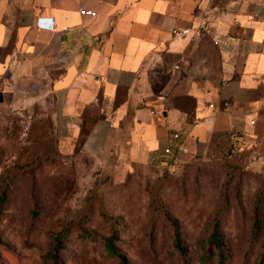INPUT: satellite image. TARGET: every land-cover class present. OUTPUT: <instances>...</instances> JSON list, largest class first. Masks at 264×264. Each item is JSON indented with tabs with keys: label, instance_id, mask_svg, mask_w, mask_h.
<instances>
[{
	"label": "crops",
	"instance_id": "obj_1",
	"mask_svg": "<svg viewBox=\"0 0 264 264\" xmlns=\"http://www.w3.org/2000/svg\"><path fill=\"white\" fill-rule=\"evenodd\" d=\"M41 94L95 158L264 153V0H0V113Z\"/></svg>",
	"mask_w": 264,
	"mask_h": 264
},
{
	"label": "rangeland",
	"instance_id": "obj_2",
	"mask_svg": "<svg viewBox=\"0 0 264 264\" xmlns=\"http://www.w3.org/2000/svg\"><path fill=\"white\" fill-rule=\"evenodd\" d=\"M79 140L46 94L0 113V264H264V170L243 142L120 164Z\"/></svg>",
	"mask_w": 264,
	"mask_h": 264
},
{
	"label": "built area",
	"instance_id": "obj_3",
	"mask_svg": "<svg viewBox=\"0 0 264 264\" xmlns=\"http://www.w3.org/2000/svg\"><path fill=\"white\" fill-rule=\"evenodd\" d=\"M89 12V11H86ZM38 24L39 25H43V26H49V22H45L42 21L40 18H38ZM188 32V28H181V29H171V34L174 36H178V35H183L185 33ZM195 33H197V30L195 31ZM173 135H176V133H174ZM163 150L165 152H167L169 150V148L167 146H165L163 148ZM248 162L250 163H255L258 165V167H260L261 169L264 170V153L263 152H259V151H253L251 153L248 154Z\"/></svg>",
	"mask_w": 264,
	"mask_h": 264
},
{
	"label": "trees",
	"instance_id": "obj_4",
	"mask_svg": "<svg viewBox=\"0 0 264 264\" xmlns=\"http://www.w3.org/2000/svg\"><path fill=\"white\" fill-rule=\"evenodd\" d=\"M77 136H79V138H80V140L82 139V132L80 133V134H78ZM80 140H79V142H80ZM215 231H214V228H213V233H212V235H211V238H214L215 239Z\"/></svg>",
	"mask_w": 264,
	"mask_h": 264
}]
</instances>
